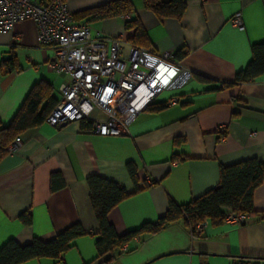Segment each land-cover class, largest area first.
I'll return each instance as SVG.
<instances>
[{"label": "crops", "instance_id": "1", "mask_svg": "<svg viewBox=\"0 0 264 264\" xmlns=\"http://www.w3.org/2000/svg\"><path fill=\"white\" fill-rule=\"evenodd\" d=\"M107 1L66 0L74 14ZM132 1L133 13L89 23L92 32L128 38L133 32L125 29V21L138 18L148 47L159 53L183 50L186 54L179 61L190 75L154 101L166 103L177 95L179 102L166 103L161 110L146 108L124 135H98L84 130L79 121L64 127L45 121L20 134L21 145L0 161V246L10 239L19 244L34 238L48 241L77 223L86 231L62 259L35 258L21 264L100 263L95 247L99 224L87 184L92 174L133 192L108 215L122 235L157 221L170 199L184 204L213 188L221 166L264 159V73L253 81L223 85L247 65L251 46L264 41V0H185L180 20H161L144 8L143 0ZM237 12L243 29L231 22ZM11 59L12 67L5 64ZM53 59V48L38 42L33 20L0 32L3 125L12 121L37 84L46 85L58 103L60 87L70 77L52 67ZM92 116L104 118L100 110ZM129 161L137 167L140 189L136 192ZM148 178L156 182L149 185ZM253 201L255 210L264 212V181L255 189ZM24 212L30 214L29 224L20 219ZM203 222L196 236L181 218L156 234L135 237L111 264H235L240 258L264 259L260 215H252L243 225Z\"/></svg>", "mask_w": 264, "mask_h": 264}, {"label": "trees", "instance_id": "2", "mask_svg": "<svg viewBox=\"0 0 264 264\" xmlns=\"http://www.w3.org/2000/svg\"><path fill=\"white\" fill-rule=\"evenodd\" d=\"M143 5L161 20L165 18L180 20L185 13L187 2L185 0H143ZM134 11L135 6L132 0H109L73 15L76 21L89 24L112 17H127ZM84 19L85 21H81ZM125 29L133 32L132 36L126 37L129 42L135 46L148 47L145 29L138 18L127 19ZM251 53L252 57L247 65L235 74L233 81L223 83L225 87L253 81L264 73V41L254 43L251 46ZM185 54L183 50H180L175 53V58L180 60ZM5 64L12 67L14 60L11 59ZM197 78L209 80L204 76L197 75ZM56 104L57 100L46 85L37 84L31 88L12 121L8 125H3L0 120V161L10 153L8 150L10 143L25 130L45 122ZM166 106L165 102H159L151 104L149 108L161 110ZM79 122L84 130H91L92 122L88 120ZM127 169L136 186L134 192L139 191L135 163L127 162ZM263 181L264 159L249 158L221 166L219 182L213 188L184 204H178L170 199L165 213L157 221L144 223L138 229L120 235L109 221L108 215L115 206L133 192H128L115 180L92 174L87 178V184L90 201L99 224L95 243L96 259L100 260L99 264H111L122 254L125 244L135 237L156 234L181 218L184 219L189 230L207 219L214 224L223 223L226 213L230 210L241 211L251 216L260 215L261 219H264V212L255 210L253 201L255 189ZM20 219L26 224L31 222L28 212L22 213ZM84 234L86 231L77 223L48 241L34 238L30 243L19 244L16 240L10 239L0 246V264H21L35 258H50L58 261L75 245V240ZM235 264H264V259L250 261L240 258Z\"/></svg>", "mask_w": 264, "mask_h": 264}, {"label": "built area", "instance_id": "3", "mask_svg": "<svg viewBox=\"0 0 264 264\" xmlns=\"http://www.w3.org/2000/svg\"><path fill=\"white\" fill-rule=\"evenodd\" d=\"M31 19L37 26L40 45L54 50L52 67L69 75L61 87V98L46 121L59 126L81 120L92 122L91 132L102 136L124 135L138 114L163 93L177 89L190 75L175 58V52H156L152 47L133 45L124 35L112 37L93 34L89 24L77 22L66 0H0V32H10L23 20ZM231 22L243 29L240 12ZM179 102L177 95L166 103ZM100 110L104 118H94ZM22 143L20 136L9 145V152ZM155 179L148 178L153 185ZM252 216L230 210L224 222L243 225ZM204 222L191 230L199 235Z\"/></svg>", "mask_w": 264, "mask_h": 264}, {"label": "water", "instance_id": "4", "mask_svg": "<svg viewBox=\"0 0 264 264\" xmlns=\"http://www.w3.org/2000/svg\"><path fill=\"white\" fill-rule=\"evenodd\" d=\"M66 125H67V123H62V124L59 125V127H64Z\"/></svg>", "mask_w": 264, "mask_h": 264}]
</instances>
